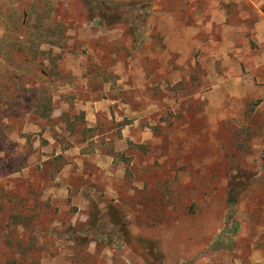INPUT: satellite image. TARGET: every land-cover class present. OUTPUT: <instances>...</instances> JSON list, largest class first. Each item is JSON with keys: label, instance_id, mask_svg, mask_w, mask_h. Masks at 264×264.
<instances>
[{"label": "rangeland", "instance_id": "1", "mask_svg": "<svg viewBox=\"0 0 264 264\" xmlns=\"http://www.w3.org/2000/svg\"><path fill=\"white\" fill-rule=\"evenodd\" d=\"M254 235L264 0H0V264H246Z\"/></svg>", "mask_w": 264, "mask_h": 264}, {"label": "crops", "instance_id": "2", "mask_svg": "<svg viewBox=\"0 0 264 264\" xmlns=\"http://www.w3.org/2000/svg\"><path fill=\"white\" fill-rule=\"evenodd\" d=\"M247 243V244H246ZM247 245L246 251L243 247L240 248L237 255L241 256L242 254L247 255L246 264H264V248H261L259 245H264L263 239L253 236L249 241H246ZM195 264H204L196 262Z\"/></svg>", "mask_w": 264, "mask_h": 264}, {"label": "trees", "instance_id": "3", "mask_svg": "<svg viewBox=\"0 0 264 264\" xmlns=\"http://www.w3.org/2000/svg\"><path fill=\"white\" fill-rule=\"evenodd\" d=\"M106 22H107L106 24H107L108 26H110V25H112V24H118V25L122 26V24H121V22H120V15H119V14H116V16L114 17V19H112L111 21L108 20V21H106ZM138 29H140V28L138 27ZM230 202L233 203L234 200H230Z\"/></svg>", "mask_w": 264, "mask_h": 264}]
</instances>
